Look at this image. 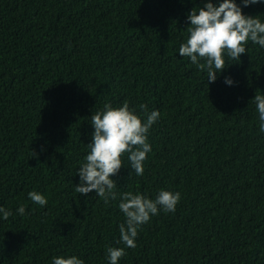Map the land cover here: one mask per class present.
I'll return each instance as SVG.
<instances>
[{"label": "trees", "instance_id": "1", "mask_svg": "<svg viewBox=\"0 0 264 264\" xmlns=\"http://www.w3.org/2000/svg\"><path fill=\"white\" fill-rule=\"evenodd\" d=\"M206 2L0 0V207L13 213L0 214V264L70 255L110 264L109 247L125 249L118 264H264V132L251 101L264 95V48L249 42L240 61L226 56L208 84L179 55L188 14ZM236 3L264 21V2ZM125 102L142 119V104L160 117L143 175L125 155L115 191L181 194L175 212L138 229L134 249L120 238L119 196L75 191L91 116Z\"/></svg>", "mask_w": 264, "mask_h": 264}, {"label": "clouds", "instance_id": "2", "mask_svg": "<svg viewBox=\"0 0 264 264\" xmlns=\"http://www.w3.org/2000/svg\"><path fill=\"white\" fill-rule=\"evenodd\" d=\"M243 6L255 5L264 0H242ZM190 21L186 28L189 36L179 47V55L189 58L191 63L200 71L207 73V82L216 81L218 73L226 68V59L240 61L241 55L248 53L249 42L264 48V21L259 16H248L242 11L236 0H221L217 5L213 0H207L203 7L188 14ZM231 85L233 80L226 78ZM256 104L259 114V131L264 132V95L256 94L251 100ZM145 119L130 109L128 102L114 108L105 104L102 111L91 116L94 126L92 141L89 143V154L86 162L78 169L80 183L76 184L75 191L87 196L95 192L107 203L119 196V209L125 216V222L119 226L121 241L127 248L136 247L138 229L149 222L152 216L159 215L161 209L165 213L175 212L181 200L179 192L161 190L156 197L148 198L143 194L132 192L117 193L116 181L112 178L122 167L125 155L130 162L131 169L138 176L143 175L144 161L152 150L148 142V133L160 117L158 110L147 111V105H139ZM29 199L44 207L48 204L47 198L37 191L28 193ZM23 216L26 207L21 205L17 209ZM0 214L4 220L13 215L12 211L0 207ZM107 256L110 264L126 255L124 248L109 247ZM53 264H84L76 255L59 256L54 258Z\"/></svg>", "mask_w": 264, "mask_h": 264}]
</instances>
